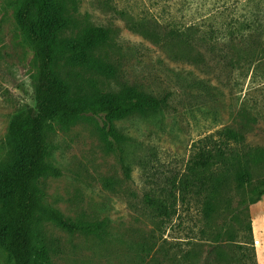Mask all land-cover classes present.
<instances>
[{"label": "rangeland", "instance_id": "374dc122", "mask_svg": "<svg viewBox=\"0 0 264 264\" xmlns=\"http://www.w3.org/2000/svg\"><path fill=\"white\" fill-rule=\"evenodd\" d=\"M17 13L15 0H0V167L11 123L34 106L33 52ZM42 14L46 23L62 18L66 50L82 30L109 31L95 56L116 76L60 61L77 86L115 93L136 85L168 99L164 109L113 121L125 138L114 151L98 117L42 118L45 165L58 175L32 183L30 264H256L251 207L259 198L249 195L264 186V0H50ZM141 21L157 32L200 25L207 65L170 60L130 29ZM229 41L260 42L259 61L231 71ZM49 212L75 230L56 227ZM0 264H11L1 245Z\"/></svg>", "mask_w": 264, "mask_h": 264}, {"label": "trees", "instance_id": "16d2710c", "mask_svg": "<svg viewBox=\"0 0 264 264\" xmlns=\"http://www.w3.org/2000/svg\"><path fill=\"white\" fill-rule=\"evenodd\" d=\"M18 5L17 23L24 38L32 48L35 65L34 106L23 110L11 123L9 141L12 146L8 160L0 167V245L10 257L11 264H30L31 240L28 224L38 206L37 190L32 183L38 179L57 176L58 171L45 165L46 146L41 135L42 118L58 119L68 123L80 115L100 118V137L108 151L125 141L113 128L112 122L132 113L144 114L159 111L167 106L168 97H155L136 85H123L115 93H103L95 87L89 90L77 86L73 76L63 73L64 65L92 69L102 75L115 77L113 64L95 56V50L106 41L109 31L103 27H89L73 38L71 49L61 42L62 18L56 16L46 23L42 14L50 0H15ZM141 21L130 29L157 46L172 61L181 62L202 70L207 65L206 56L199 47L206 41L205 35L196 36L201 29L190 24L186 30L171 29L157 32ZM228 31L232 34L233 26ZM149 30H146V29ZM229 32V33H230ZM260 41V40H259ZM231 41H229L230 43ZM255 45L225 46L224 56L233 72L243 70L258 62L263 49ZM236 85V84H235ZM94 86V85H91ZM118 146V145H117ZM125 175L128 170L123 165ZM264 195V186L249 195L255 200ZM48 219L58 228L73 231L75 227L53 212Z\"/></svg>", "mask_w": 264, "mask_h": 264}, {"label": "crops", "instance_id": "0c3cea01", "mask_svg": "<svg viewBox=\"0 0 264 264\" xmlns=\"http://www.w3.org/2000/svg\"><path fill=\"white\" fill-rule=\"evenodd\" d=\"M251 215V236L256 242L254 245L256 264H264V195L252 204Z\"/></svg>", "mask_w": 264, "mask_h": 264}]
</instances>
